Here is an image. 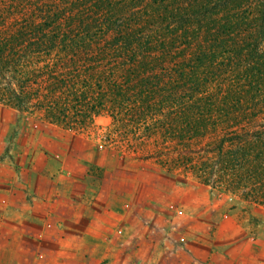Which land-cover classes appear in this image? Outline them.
<instances>
[{
    "label": "rangeland",
    "instance_id": "rangeland-1",
    "mask_svg": "<svg viewBox=\"0 0 264 264\" xmlns=\"http://www.w3.org/2000/svg\"><path fill=\"white\" fill-rule=\"evenodd\" d=\"M0 4L5 7L8 36L19 28L36 30L38 38L46 32L56 37L58 45L85 41L93 51L95 42L117 39V30H129L131 34L138 31L131 38L136 42L172 46L164 55L158 48L149 55L137 53L132 61L120 56L118 63L112 55L99 62L95 54L62 57L60 47L49 56L38 55L35 71L25 69L27 75L38 76L45 64L53 63L57 76L63 71L62 79L89 74L86 87L77 99H56L57 107L68 112L65 121L52 120V112L0 103V158L10 157L15 167L28 157L72 154L93 166L98 160H113L111 166L117 172L126 167L124 171L146 174L143 178L159 174L172 196L178 197L169 209L179 214L180 224L200 228L194 217L207 218L201 229L206 228L221 244L264 245V165L255 174L256 165L264 163L255 133L264 131V81L249 85L259 90L256 105L234 83L238 74L234 72H239L234 63L215 75L208 70L207 76L199 73V93L185 83L175 94L169 87L180 69L182 76L189 75V58L195 50H207L219 42L231 48V40L243 44L257 39L264 0H0ZM105 27L110 30L108 36L101 35ZM90 33L96 37H88ZM211 55H203L198 63L205 66ZM223 62L229 65L228 60ZM128 73L130 82L125 84ZM154 78L161 86L149 97V92L142 91L143 84H151ZM247 107L256 117L247 113ZM221 140L220 154L232 155L231 163H225V155L216 151ZM242 145L248 147L247 157L238 160L235 156L243 155ZM45 161L41 165L47 168L61 167ZM86 256L94 262L89 264L111 257L92 251Z\"/></svg>",
    "mask_w": 264,
    "mask_h": 264
},
{
    "label": "crops",
    "instance_id": "crops-1",
    "mask_svg": "<svg viewBox=\"0 0 264 264\" xmlns=\"http://www.w3.org/2000/svg\"><path fill=\"white\" fill-rule=\"evenodd\" d=\"M112 161L71 154L13 167L1 156L0 264H89L91 251L111 256L99 264H264L263 243L221 244L201 229L207 218L180 224L159 174L117 172Z\"/></svg>",
    "mask_w": 264,
    "mask_h": 264
},
{
    "label": "trees",
    "instance_id": "trees-1",
    "mask_svg": "<svg viewBox=\"0 0 264 264\" xmlns=\"http://www.w3.org/2000/svg\"><path fill=\"white\" fill-rule=\"evenodd\" d=\"M4 11L5 7L0 4V103L19 109L24 107L29 108L30 106L37 110L52 112L55 117L52 120L56 122L65 121L68 115L67 111L65 112L62 108L57 107L56 99L58 97L63 99L74 97L77 99L79 96L77 94H83L84 92L83 89L86 87V80L88 79L87 76L89 74L83 75L82 77L81 73L77 75L74 74V77L76 78L71 76L62 79L60 77H63V71H60L57 76L55 69L56 65L51 63L47 65L45 64L44 70L41 71L38 76L32 74L27 75L28 73L25 72V69L30 68L31 70H29V72L31 71L32 73L35 71L34 63L37 60L38 55L49 56L52 52H57V48L60 47L61 49H59L58 53H60L62 57L73 58L78 54H95L97 55V62H99L107 59L106 56L112 55L113 57H117L118 63V59H123L120 56L124 57V61H132L137 53L149 55L151 52L160 48L159 53L164 55L165 53H169L172 48L171 45H165L163 43H159L158 46H156L150 44L149 41L142 43L136 42V40L131 38L135 36V33L138 31L131 34L129 30L125 32L117 30V34H114L117 36V39L115 37L111 41L106 40L104 42H95L92 44L94 47L93 51L89 48V43L85 41L72 40L69 45H58V42L55 40L56 37L52 34H47L46 32L41 36H47V39H42L41 36L38 38V36H35V33H38L36 30L35 33H33L32 30H23L22 28H19L18 30H15L13 34L8 36V34H5ZM260 21L261 23L259 24L258 30L259 37L254 39L253 42L245 41L241 44L242 42L238 43L231 40V43L234 45L231 46V48H228L225 43L219 42L217 44L209 45L207 50L199 48V50L192 52V57L189 58L192 63L187 70L189 71V75L182 76L184 74L183 70L176 69V71L179 70L180 73L179 75H172L171 78L174 80H172L173 84L169 86L170 90L175 94L176 90H181L180 85L185 83V85L193 87L192 92L199 93L197 90L198 84L201 82V79L198 76L199 73H202V76H207L209 71L212 75H215L216 71L230 69L232 67L230 63H234L239 66V72H234L238 73L235 75L236 80H234V83L236 85L239 83L244 98L256 105V99L258 100V97H261L258 96L259 90L257 87L253 88V86L249 85H253L252 83L254 81H256L257 84L262 82V80L264 81V11L261 14ZM233 28V30L238 29L235 25ZM109 33L110 30L105 27L102 30L101 35L108 36ZM91 35H93V38L96 37V34L94 35L93 33H90L87 36L90 37ZM118 36L121 37L118 38ZM244 40H247V37L243 38V41ZM215 41L217 40L213 39V42ZM261 42L262 44L260 46ZM208 54L212 55L210 58L206 59L207 61L210 59V61L206 62L205 66L198 63V59H203L202 56ZM224 60L229 61L228 66H225L223 62ZM70 70L71 69L67 68L66 72H71ZM199 70L201 71L199 72ZM98 72H100V70ZM124 77L125 80H127L125 84L129 83L130 74L128 73V75H124ZM174 77H176L177 80ZM151 80L153 81L151 84H149V81H145L143 84L145 90H142L149 92V97H153L155 95L154 89L161 86V82L158 78ZM60 85H62L61 89H59ZM81 85L83 87L76 93ZM249 87H251V89H249ZM252 89L254 90L252 91ZM59 93L62 95H59ZM63 94L67 96H64ZM189 109H191V105L187 106V110ZM247 109H249V112L247 113H249L251 117H256L255 112L250 111L252 108L247 107ZM247 113L245 112L246 115ZM255 133L258 140L257 147H260V151H264V131H258ZM223 142L224 140H221L216 149L219 156H222L221 154H223ZM239 149L242 150L243 155L235 157L238 158V160L246 158L248 147L242 145V148ZM224 155L226 157L225 163H231L233 156L226 153ZM224 155L222 157H224ZM261 165H264V163L256 165L255 174L257 176L259 175L258 170L261 168Z\"/></svg>",
    "mask_w": 264,
    "mask_h": 264
}]
</instances>
